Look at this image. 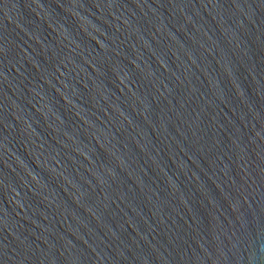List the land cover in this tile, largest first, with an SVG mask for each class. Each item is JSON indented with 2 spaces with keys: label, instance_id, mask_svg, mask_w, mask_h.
I'll return each mask as SVG.
<instances>
[{
  "label": "water",
  "instance_id": "water-1",
  "mask_svg": "<svg viewBox=\"0 0 264 264\" xmlns=\"http://www.w3.org/2000/svg\"><path fill=\"white\" fill-rule=\"evenodd\" d=\"M0 264H264V0H0Z\"/></svg>",
  "mask_w": 264,
  "mask_h": 264
}]
</instances>
